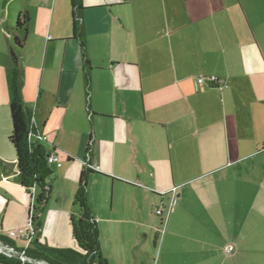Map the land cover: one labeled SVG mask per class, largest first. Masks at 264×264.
<instances>
[{"label": "crops", "instance_id": "0c3cea01", "mask_svg": "<svg viewBox=\"0 0 264 264\" xmlns=\"http://www.w3.org/2000/svg\"><path fill=\"white\" fill-rule=\"evenodd\" d=\"M9 2L0 33L7 18L25 37L30 140L62 162L51 165L40 241L81 250L71 219L85 171L108 264H264V0ZM20 12L27 31H13ZM9 66L2 42V86ZM1 93L0 178L20 201L7 205L11 230L28 223L32 192L16 177L9 90Z\"/></svg>", "mask_w": 264, "mask_h": 264}, {"label": "trees", "instance_id": "16d2710c", "mask_svg": "<svg viewBox=\"0 0 264 264\" xmlns=\"http://www.w3.org/2000/svg\"><path fill=\"white\" fill-rule=\"evenodd\" d=\"M81 0H71L72 7H81ZM30 17L27 12H20L17 16L16 26L27 27ZM78 25L74 22V35ZM8 40L10 66L7 69V86L9 90V111L12 123V131L9 141L16 154L18 183L27 191L35 188L32 210V222L35 234L29 247L20 248L15 239L0 234V240L14 247L18 251H24L28 257L45 260L49 264H108L99 254L98 233L95 223L91 220L88 207L85 202L84 188L86 172L82 171L80 185L75 197V203L79 207V217L72 216L73 235L81 250L71 248H56L40 241L41 214L46 206L50 192V178L53 169L47 162L49 152L43 144L30 140L34 133L32 124V112L24 102L23 68L21 64V52L24 39L16 35ZM9 38V37H8ZM86 63H88L86 61ZM71 160L70 157H68ZM1 163V162H0ZM89 171H91L89 169ZM30 210V211H31ZM0 264H22L16 257H8L0 254ZM23 264H32L25 262Z\"/></svg>", "mask_w": 264, "mask_h": 264}, {"label": "built area", "instance_id": "2783aa9c", "mask_svg": "<svg viewBox=\"0 0 264 264\" xmlns=\"http://www.w3.org/2000/svg\"><path fill=\"white\" fill-rule=\"evenodd\" d=\"M197 81H198V84H200V85L207 83L205 78H203V76H199L197 78ZM209 83L213 84V85L223 86L222 81L219 80L218 78H215V77H212L209 80ZM42 140L45 141V140H47V138L42 137ZM47 162H48V164L54 165L57 168L62 166V162L60 160V157L56 153L49 154L47 157ZM31 192H32L31 193V198H32L31 208H32L33 203H34V194H35V188L34 187L31 189ZM176 192H177V188H174L170 192L172 197L170 200V205L167 208L168 213L173 211V204H174L175 199H176V196H175ZM165 210H166V207L160 206L156 209V213L159 215H163ZM34 234H35V228H34V225L32 222V210H31L30 216L28 218V223L23 227L9 230L7 233V237L11 238V239H22L25 242L24 248H27L30 246V244L33 240ZM223 249H224L225 253L229 254L235 250V246L233 244H227L224 246ZM0 253L3 255H6L8 257H16L21 261L22 264L25 262H29L32 264H49L45 260H38V259L28 257L24 251H18L14 247L8 246L7 244H5L3 242H0Z\"/></svg>", "mask_w": 264, "mask_h": 264}, {"label": "rangeland", "instance_id": "374dc122", "mask_svg": "<svg viewBox=\"0 0 264 264\" xmlns=\"http://www.w3.org/2000/svg\"><path fill=\"white\" fill-rule=\"evenodd\" d=\"M10 1V0H9ZM13 4L14 5H20V2L19 0H12ZM9 9H10V2L8 3V0H0V16H8V13H9ZM9 19V18H8ZM0 21H1V18H0ZM11 25H13V31H15V27H16V20H14ZM4 27V29H6V37H9V38H6L5 36H3L1 33H0V39L1 41L3 42V44H7L8 39H10V34L13 35V32H11V28H10V20L7 21V18L5 19V22H4V25L2 26ZM1 28V27H0ZM0 41V43L2 44V42ZM1 88L5 89V92H7V83L6 84H3L0 85V98L2 97V93H1ZM6 95V93H5ZM51 154V153H50ZM9 158H10V148H9ZM10 161V160H9ZM13 194L15 193V189L12 188V186L10 185L9 182H7L6 180H3L2 178H0V232L2 233H8V224H10V215L8 213V215H6V211H7V205L10 203V199H11V196L10 194ZM30 196V195H28ZM27 196V200L29 201V197ZM11 201H14V203H20L19 200H12ZM30 201H31V198H30ZM10 209V208H9ZM0 242H3L2 240H0ZM7 244V243H5ZM8 245V244H7ZM10 246V245H8ZM1 254V253H0Z\"/></svg>", "mask_w": 264, "mask_h": 264}]
</instances>
